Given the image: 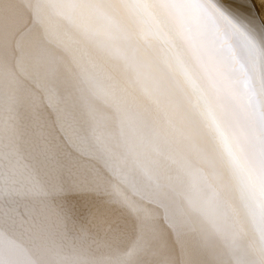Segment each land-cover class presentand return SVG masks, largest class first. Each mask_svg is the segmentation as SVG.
Here are the masks:
<instances>
[{"label": "bare ground", "instance_id": "obj_1", "mask_svg": "<svg viewBox=\"0 0 264 264\" xmlns=\"http://www.w3.org/2000/svg\"><path fill=\"white\" fill-rule=\"evenodd\" d=\"M0 264H264V0H0Z\"/></svg>", "mask_w": 264, "mask_h": 264}]
</instances>
